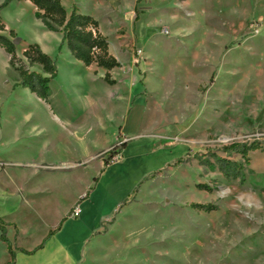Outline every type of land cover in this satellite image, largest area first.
<instances>
[{
  "label": "rangeland",
  "instance_id": "rangeland-1",
  "mask_svg": "<svg viewBox=\"0 0 264 264\" xmlns=\"http://www.w3.org/2000/svg\"><path fill=\"white\" fill-rule=\"evenodd\" d=\"M60 1L96 20L119 67L108 85L101 68L58 50L60 34L44 29L29 2L0 11L16 56L26 64L23 50L37 44L57 70L48 102L12 91L16 73L0 48V101L22 137L11 154L19 169L10 167L6 181L31 201L18 218L27 236L10 227L9 242L40 243L140 121L175 157L91 236L79 264H264V0ZM252 142L261 147L248 165L223 151ZM213 155L242 163L244 183L225 178ZM7 261L0 241V264Z\"/></svg>",
  "mask_w": 264,
  "mask_h": 264
},
{
  "label": "crops",
  "instance_id": "crops-1",
  "mask_svg": "<svg viewBox=\"0 0 264 264\" xmlns=\"http://www.w3.org/2000/svg\"><path fill=\"white\" fill-rule=\"evenodd\" d=\"M63 47L64 53L68 52L64 45ZM92 65L94 64L90 66ZM102 71L101 79L103 80L106 71L103 69ZM18 89L19 87L11 90ZM20 89L26 94H31L27 89L21 87ZM132 103V98H130L124 107L126 113ZM15 106L19 108V104L16 103ZM9 107L7 101H0V112H2L0 117V219L8 224L6 233L7 229L12 227L14 235L20 239L25 238L27 234H23V228L19 224L20 221L18 223V218L20 220V215L26 212L31 201L28 200L29 194L27 195L26 192L19 189V185H15L12 189L7 185L9 168L17 167L19 169V161L14 159L11 154L17 152L22 139L19 136V118L15 120L11 117L13 112ZM120 129L121 127H119V131ZM122 139L124 145L121 146L119 160L106 166L99 162L94 177L96 178L95 183L86 186L81 193L75 196L74 200L70 201L57 217L55 225L47 226L43 230L42 236L44 238L48 231L53 230L64 218L59 229L45 240L41 249L34 253L27 255L15 251L14 264H79L91 236L100 234V229L105 222L111 218L113 212L122 203L127 202L134 190L145 182L143 181L145 177L161 170L175 157L172 151L159 145L155 137L143 132L140 121L131 127ZM4 162L11 165L5 166ZM15 173L19 177V170H16ZM90 187L92 188L86 196ZM46 193H37V195H48ZM73 204H76L79 210L77 218L69 216ZM38 244L36 242L29 247L19 246L16 248L29 252Z\"/></svg>",
  "mask_w": 264,
  "mask_h": 264
},
{
  "label": "trees",
  "instance_id": "trees-1",
  "mask_svg": "<svg viewBox=\"0 0 264 264\" xmlns=\"http://www.w3.org/2000/svg\"><path fill=\"white\" fill-rule=\"evenodd\" d=\"M13 0H3L0 3V11L5 8ZM25 1V0H17ZM35 8L34 16L44 29L48 32L61 35L58 50L64 45L70 55L82 65L88 67L94 64L97 68L105 70L103 81L108 85L114 84L113 80L109 79L108 71L118 68V61L109 54L106 39L99 33L96 20L91 16L79 13L75 7H72L68 13L61 5L60 0H27ZM5 30V26L0 17V48L8 56V67L16 73L15 86L27 89L31 94L48 102L51 95L50 82L56 77L57 70L54 62L50 57L43 53L37 44H29L23 50L22 56L25 58L24 64L15 54V38L13 31H9V37L1 34ZM27 66H36L41 73L29 71ZM122 144L121 146H123ZM258 142L250 144L232 143L223 148L227 155H240L243 163L248 165V153L258 150L260 148ZM219 172L225 178L238 179L239 183H244L242 174L243 165L239 162H233L225 158L214 156ZM180 160H177L179 162ZM109 162H103V166L108 165ZM152 174L148 175L143 181L148 180ZM95 183L96 178H93ZM142 183V182H141ZM92 187L86 192V196ZM135 191V190H134ZM198 207V206H195ZM60 220L58 225L49 230L42 241L31 251H25L16 248L6 237L7 223L0 219V241L5 244L8 261L6 264H14L15 251L30 255L36 250L41 249L45 240L53 235L60 227Z\"/></svg>",
  "mask_w": 264,
  "mask_h": 264
},
{
  "label": "built area",
  "instance_id": "built-area-1",
  "mask_svg": "<svg viewBox=\"0 0 264 264\" xmlns=\"http://www.w3.org/2000/svg\"><path fill=\"white\" fill-rule=\"evenodd\" d=\"M118 157H119V156H118L117 153H114L113 155H111V156H110V160H111L110 163L116 162L117 159H118ZM78 214H79L78 207L75 206L74 208H72V210H71L69 216H70L71 218H77V217H78Z\"/></svg>",
  "mask_w": 264,
  "mask_h": 264
}]
</instances>
